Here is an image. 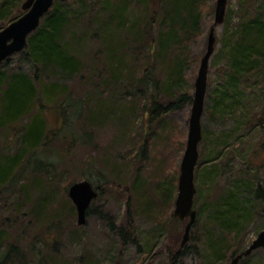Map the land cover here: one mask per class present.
I'll use <instances>...</instances> for the list:
<instances>
[{
	"label": "rangeland",
	"instance_id": "1",
	"mask_svg": "<svg viewBox=\"0 0 264 264\" xmlns=\"http://www.w3.org/2000/svg\"><path fill=\"white\" fill-rule=\"evenodd\" d=\"M250 1L253 6L257 3L256 0ZM159 2L160 0H155V4ZM216 3L217 0H209L202 8V34L195 37V42L188 51L189 59L182 69L179 89H173L176 93L179 91L181 95L194 96L195 80L201 59L207 50L208 35L215 22ZM239 6L238 0L228 2V10H234V17H237ZM225 30L226 24L216 28L217 42L210 61L208 93L202 117L203 140L199 146L200 159L197 165L198 168L204 160L207 162L216 159L220 168L216 174L203 176L200 180L197 200L201 196L196 202V210L232 188L240 190L239 194L245 196L248 194V187L253 189L256 185L264 186V149L261 148L264 129H249L248 123H239L247 118V122L261 118L264 110V86L261 83L255 86V82L249 80L243 86L247 89L244 103L229 107L225 112L221 107L214 106L215 100L225 94L221 93L225 90L226 78L223 71L227 66L223 51ZM92 42V55L95 59H90L88 79H82L83 75H78L68 81V84L77 96H82L86 101L76 126L79 133L91 131L95 135L93 143L80 142L57 170L51 172L52 181L47 177L49 185L59 193L53 215L60 212L59 209L67 202L70 210L61 221L54 220L51 223L52 219L47 221L44 218L40 223L35 221L29 213L34 202L42 197L36 188L35 191L33 188L29 189L32 196L29 198L30 202L17 208V205L24 204L23 200L26 201L27 197L26 193L21 194V186L33 182L37 175L35 173H27L15 186L0 185V230L3 231L2 241L6 244L4 249L16 244L23 252L27 264H32L37 259L33 250L43 258L44 264H78V260L88 251L96 264H204V255L212 241L208 233H213V239L219 235L218 227L209 221L206 214L193 227L190 240L176 263L170 258V254L176 255L188 223V219H173L193 100L183 102L165 118L150 120V104H147L146 99L130 97L124 91L117 92L112 84L116 71L112 68L110 72L108 69L118 64L117 72L118 68L126 69L135 71L141 77L147 60L141 59V73L140 70L137 72V43L133 45L130 42L129 46L126 42L120 54L122 61L114 63L107 58L101 41ZM12 65L15 69L31 72V65L23 56L13 57ZM156 72L165 78L162 66ZM95 113L100 118H106L104 126H90L95 124L89 121ZM97 118L94 116L93 120ZM52 121L56 124L59 120L55 116ZM59 146L61 144L57 146L58 150L61 149ZM58 158L55 157L57 162ZM95 163L96 167L93 168ZM99 168L104 171L106 179L103 180L97 172ZM93 170L91 182L100 189L101 194L89 208L86 225L79 226L77 209L69 197V188L75 181L90 176L85 172ZM137 177L144 184L134 190ZM40 178L47 181L44 174ZM166 186L171 190L168 196L170 200L161 196V188L164 190ZM262 206L257 201L251 223L234 243L235 247L229 251L226 260L215 264H230L232 252H244L264 230ZM129 215L134 219L135 242L126 241L122 236V230L128 229ZM73 233L77 237L72 236ZM84 262L85 260L82 264ZM239 264H264V248L242 258Z\"/></svg>",
	"mask_w": 264,
	"mask_h": 264
},
{
	"label": "trees",
	"instance_id": "2",
	"mask_svg": "<svg viewBox=\"0 0 264 264\" xmlns=\"http://www.w3.org/2000/svg\"><path fill=\"white\" fill-rule=\"evenodd\" d=\"M24 1L0 0V30L23 14ZM238 1L240 6L237 17H234V10L230 9L224 23L223 51L227 66L223 71L225 90L221 93L225 94L214 103L215 108L221 107L223 112L244 103L247 89L243 86L249 80L254 81L255 86L259 83L264 86V0H256L254 6L250 0ZM208 2L160 0L155 4V0H55L38 30L29 37L26 48L13 56L25 57L31 65V72L15 69L12 65L13 57L0 65V185L15 186L24 176L37 174L33 182L21 186V194L26 193L27 197L26 201L23 200L24 204L17 205L18 209L30 202L32 196L29 189L35 191L36 188L42 197L34 202L29 213L35 221H61L70 210L67 202L59 209L60 212L53 215L59 193L49 185L47 177L52 181L51 172L57 170L80 142L93 143L95 135L91 131L79 133L76 126L86 101L82 96H77L68 84L78 75L88 79L90 59H95L92 55V41H101L107 58L114 63L122 61L120 54L126 42L129 46L130 42L133 45L137 43V72L140 70L141 73V59L147 60L141 77L134 70L131 72L118 68L117 72L116 64L108 68L110 72L112 68L116 71L112 84L117 92L124 91L130 97L146 99L147 104H150V120H160L175 112L183 102L193 100L191 95H181L174 90L179 89L182 69L189 59L188 51L195 37L202 34V8ZM159 66H162L165 78L156 72ZM96 113L89 119L95 123L90 126H104L106 118H100ZM54 115L59 120L56 124L52 121ZM94 116L98 118L93 120ZM247 119L239 123H248L249 129L260 128L263 131L264 110L258 121L253 119L247 122ZM59 144L61 149L58 150ZM261 148L264 149V139L261 140ZM55 157H59L58 162ZM215 160H204L198 166L196 187L203 176H212L219 171L220 167ZM93 172H85L90 176L84 175L83 179L91 182ZM97 172L103 180L106 179L103 170L99 168ZM42 174L46 182L41 180ZM140 184L144 182L140 183V177H137L134 190L141 188ZM95 188L100 192L98 187ZM169 191L167 186L164 190L161 188V196L166 200H170ZM239 192L232 188L218 199L198 207L193 227L206 214L219 232L217 238L213 239V233L208 231L212 241L204 255V264L226 260L229 251L235 247L234 243L251 223L257 201L264 206L263 185H256L253 189L248 187L245 196ZM198 200L196 197L195 205ZM133 222V217L129 215L128 229L122 230L126 241L135 242ZM2 234L0 230V264H27L23 252L16 244L4 249L6 244L2 241ZM72 236L77 237L75 233ZM184 249L179 247L176 255L170 254L174 263ZM241 251H233L232 258ZM32 253L37 258L32 264H44L36 250ZM92 259L88 251L78 260V264H82L83 260V264H96Z\"/></svg>",
	"mask_w": 264,
	"mask_h": 264
},
{
	"label": "water",
	"instance_id": "3",
	"mask_svg": "<svg viewBox=\"0 0 264 264\" xmlns=\"http://www.w3.org/2000/svg\"><path fill=\"white\" fill-rule=\"evenodd\" d=\"M228 2L229 0H217L215 22L208 35L207 50L201 59L195 81L187 145L180 167L179 192L174 211L175 218L181 221L188 219L181 248H184L189 242L191 230L198 215L197 210L194 209L197 194L195 172L200 158L199 145L203 139L202 117L208 90V74L210 61L216 49V28L225 23ZM54 4L55 0L24 1L22 4L23 15L0 30V65L26 48L29 37L38 30L43 18L50 12ZM98 195V192L88 180L76 182L70 186L69 197L76 206L79 226L86 224L88 210L92 202L98 198ZM260 248H264V230L258 234L257 238L244 252L233 257L230 264H239L242 258L251 255L252 252Z\"/></svg>",
	"mask_w": 264,
	"mask_h": 264
},
{
	"label": "bare ground",
	"instance_id": "4",
	"mask_svg": "<svg viewBox=\"0 0 264 264\" xmlns=\"http://www.w3.org/2000/svg\"><path fill=\"white\" fill-rule=\"evenodd\" d=\"M227 12H228V9H227ZM216 18V17H215ZM226 18H227V13H226ZM18 19V18H17ZM225 21H226V19H225ZM85 179H83V180H81V181H84ZM81 181H77V182H81ZM90 182V181H89ZM76 183V182H75ZM91 184H92V182H91ZM93 185V184H92ZM93 187H94V185H93ZM94 189L98 192V194H100L99 193V191L94 187ZM98 197H99V195H98Z\"/></svg>",
	"mask_w": 264,
	"mask_h": 264
}]
</instances>
